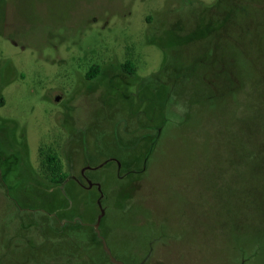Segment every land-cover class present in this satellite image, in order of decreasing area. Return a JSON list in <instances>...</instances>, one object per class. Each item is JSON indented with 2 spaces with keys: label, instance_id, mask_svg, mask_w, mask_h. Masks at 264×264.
Wrapping results in <instances>:
<instances>
[{
  "label": "rangeland",
  "instance_id": "1",
  "mask_svg": "<svg viewBox=\"0 0 264 264\" xmlns=\"http://www.w3.org/2000/svg\"><path fill=\"white\" fill-rule=\"evenodd\" d=\"M187 1L0 0V263L106 264L103 251L124 264V250L144 254L145 230L133 221L153 206L140 201L138 188L139 204L131 199L127 210L141 206V216L117 210L129 178L123 162L140 177L150 167L152 199L168 228L178 230L190 264L230 254L218 228L223 215L218 210L214 218L204 190L220 177V194L232 191L233 207L242 190L264 188V179L250 174L256 158L239 161L254 148L238 136L247 121L239 116L251 111L215 106L188 115L189 100L211 61L222 80L235 71L250 26L207 21L192 34L196 14ZM92 65L99 71L87 80ZM149 144H157L154 156L138 159ZM41 152L57 157L64 182L44 177ZM231 153L241 165L234 172L223 164Z\"/></svg>",
  "mask_w": 264,
  "mask_h": 264
},
{
  "label": "trees",
  "instance_id": "2",
  "mask_svg": "<svg viewBox=\"0 0 264 264\" xmlns=\"http://www.w3.org/2000/svg\"><path fill=\"white\" fill-rule=\"evenodd\" d=\"M194 1H187L194 16L196 14L191 33L197 32L199 26H204L207 21L210 22V26H213L214 23L223 25L231 18L244 23L247 27L250 26V28L248 31V45L246 47L241 46L236 50L239 59L238 64L235 65V71L230 72L233 77H230V73L225 74L226 72L224 71L222 80L220 78L222 76H219L220 70H217L213 61L207 64V69L202 75L197 76L196 81H194L195 84H193L195 97L188 99L191 103L190 105L193 106L188 115L193 109L208 110L216 108L215 106L227 109L235 106L233 110L235 112L240 109L251 111V115L247 119L244 116H239V123L242 118L247 121L244 125L238 127V136L240 144L252 143L254 148L248 149L246 155L241 156L239 161L242 158L250 159L254 156L256 158V169L255 172L250 171V174L256 175L258 179L261 177L264 179V0H216L211 6ZM174 34L176 37L177 34ZM175 37L171 38L174 39ZM172 44L174 45V40H172ZM159 45L168 52L170 45L164 42H159ZM173 56L175 62L180 58V55L176 56L174 53ZM205 61L208 62L207 60ZM167 63L165 60L162 72L166 70ZM123 69L129 75L134 74V69L129 62L123 65ZM98 71L99 66L92 65L86 73V79L94 78ZM152 76H149V78H153L154 82V79L159 78L161 73L153 74ZM148 98L149 96L144 97L150 103L152 99ZM156 146L157 144H149L144 153H141V151L137 152L138 159L141 156L144 160H147L150 154L152 158L156 151ZM132 148L135 147L126 149L127 152L130 150L126 155L133 152ZM41 155L42 159L43 156L45 157L44 161L41 160L44 177L53 184L64 182L66 174L59 172L60 164L57 157L42 152ZM230 155L232 159L223 164L225 165L224 167L234 172V168L241 167V165L237 164L238 160L235 159L232 153ZM123 164L126 166V169H123L129 178L125 183L127 190H124L125 193L122 198L119 197L120 200L118 199L120 202L117 203V210L128 211L127 206L132 204L131 199H133L134 204H139V200L133 198V194L137 192L138 188L141 189L142 193L140 194L139 191L135 195L140 196L141 202H147L153 207L151 206L152 209L148 210L149 214H144V219L141 217L138 222L133 221L134 225L141 230H145L144 248L138 247L141 253L144 254L137 253L135 248L132 250L128 249L124 250L125 254H121L120 260L124 264H129L134 260H140L141 264H190L182 256L185 252L184 248L176 242L178 230L168 228L166 220L152 199L154 191L150 190L146 183L150 167L148 166L146 175L140 177L128 169L130 165L127 162H123ZM139 178L142 179L139 180ZM219 179L220 181L213 179L209 182L208 188L204 192L207 194L208 204L215 207L214 218L218 219L220 213L223 215V223L218 224V228L224 232V238L230 247V254L224 256L209 254L206 261L200 264H264V188L242 190L238 205L230 207L228 200L235 198V195L230 190L226 192V197L220 194L222 179L220 177ZM216 201L218 205H216ZM139 207L142 208L141 206ZM139 207L129 210L127 214L134 212L140 215ZM140 210L143 211V209ZM218 210H220L219 215L217 213ZM104 220L105 217L101 221L103 222ZM214 226L219 231L216 225ZM101 232L105 234L102 228ZM102 254L106 264H114L110 262L105 252L102 251ZM0 264L3 263L1 262Z\"/></svg>",
  "mask_w": 264,
  "mask_h": 264
},
{
  "label": "flooded vegetation",
  "instance_id": "3",
  "mask_svg": "<svg viewBox=\"0 0 264 264\" xmlns=\"http://www.w3.org/2000/svg\"><path fill=\"white\" fill-rule=\"evenodd\" d=\"M139 142V141H138ZM136 144V142L133 144V145H130V147H133L134 145ZM139 143H137V145H138ZM66 179V178H65Z\"/></svg>",
  "mask_w": 264,
  "mask_h": 264
},
{
  "label": "water",
  "instance_id": "4",
  "mask_svg": "<svg viewBox=\"0 0 264 264\" xmlns=\"http://www.w3.org/2000/svg\"><path fill=\"white\" fill-rule=\"evenodd\" d=\"M58 99H59V98H58V97H56V100H58ZM101 214H102V213H101ZM101 214H100V215H99V217H98V218H99V220H100V216H101Z\"/></svg>",
  "mask_w": 264,
  "mask_h": 264
}]
</instances>
